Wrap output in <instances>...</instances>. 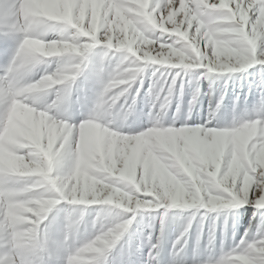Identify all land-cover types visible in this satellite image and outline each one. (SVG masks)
<instances>
[{
    "label": "clouds",
    "instance_id": "obj_1",
    "mask_svg": "<svg viewBox=\"0 0 264 264\" xmlns=\"http://www.w3.org/2000/svg\"><path fill=\"white\" fill-rule=\"evenodd\" d=\"M231 2L235 8L230 0H193L189 8L179 0L173 8L168 0L167 15L157 19L149 0H0V35L15 42L0 71V264H37L57 242L48 221L61 202L77 206L65 214L58 241H73L63 264H98L131 223L120 210L231 208L248 203L254 184V204L264 208V182L257 183V174L264 178V120L177 128L158 119L134 134L114 123L139 70L125 62L209 73L264 64V0L251 23L243 0ZM95 45L127 55L98 82L76 123L68 102L81 58ZM91 205L99 230L77 243ZM221 264H264V237L242 240Z\"/></svg>",
    "mask_w": 264,
    "mask_h": 264
},
{
    "label": "rangeland",
    "instance_id": "obj_2",
    "mask_svg": "<svg viewBox=\"0 0 264 264\" xmlns=\"http://www.w3.org/2000/svg\"><path fill=\"white\" fill-rule=\"evenodd\" d=\"M174 3L179 6V0ZM154 31L152 38L159 34L158 29ZM162 41L168 42L163 38ZM14 43L12 37L0 35V71L9 60ZM257 44L259 48L260 41ZM126 55L124 50L105 49L103 45H95L84 53L68 102L73 122L78 123L87 115L96 99L98 82ZM123 66L139 70L130 82L125 110L114 122L117 131L134 134L158 119L163 126L177 128L231 127L244 119L264 120V64L250 65L236 73H209L203 68L151 62H125ZM76 207L61 202L50 213L48 234L57 242H50L41 251L37 264H63L66 248L73 241H58L65 214ZM86 207L88 215L76 236L77 243L99 230L92 224L98 206ZM120 211L123 218L132 217L131 223L99 255L98 264H221L238 251L242 237L251 240L258 230L264 229V216L250 203L215 210L171 207Z\"/></svg>",
    "mask_w": 264,
    "mask_h": 264
},
{
    "label": "snow or ice",
    "instance_id": "obj_3",
    "mask_svg": "<svg viewBox=\"0 0 264 264\" xmlns=\"http://www.w3.org/2000/svg\"><path fill=\"white\" fill-rule=\"evenodd\" d=\"M210 2H214V0H210ZM236 2L239 3L240 0H236ZM167 3H168V0H151L150 7H156L157 8V11L155 13L156 17L158 15L157 19L160 18L161 13H163L164 15H167L166 9L164 7V5ZM186 3H187L189 8L193 7V0H186ZM157 5H159V7H157ZM229 6L235 8L236 5L234 3H232L230 0ZM243 6L245 7V9L248 12L249 22L251 23V21L255 19L256 9L260 6V0H257L256 3H251V0H243ZM172 7L173 8L177 7L176 4L174 3V0L172 3ZM194 30H195V22H193V28L191 29V31H194ZM167 40H168V42H171L170 38H168ZM260 182H264V178L260 177L257 174V183H260ZM256 188H257V184H254L248 192V203L253 204L254 206H255L254 200H255ZM258 210L260 211V214L262 216H264V208H258ZM250 228H251V224L249 225V228L245 229L246 234L248 233ZM262 237H264V229L258 230L256 235H255V238H257V239H260ZM242 240L246 241L243 237L241 238V241Z\"/></svg>",
    "mask_w": 264,
    "mask_h": 264
}]
</instances>
